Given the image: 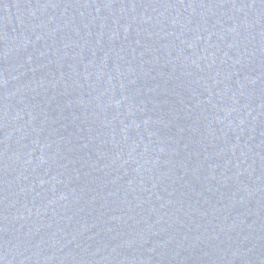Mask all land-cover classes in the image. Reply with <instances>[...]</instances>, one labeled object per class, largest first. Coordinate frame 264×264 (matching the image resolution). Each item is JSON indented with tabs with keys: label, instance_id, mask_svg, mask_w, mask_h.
<instances>
[{
	"label": "water",
	"instance_id": "95a60500",
	"mask_svg": "<svg viewBox=\"0 0 264 264\" xmlns=\"http://www.w3.org/2000/svg\"><path fill=\"white\" fill-rule=\"evenodd\" d=\"M0 264H264V0H0Z\"/></svg>",
	"mask_w": 264,
	"mask_h": 264
}]
</instances>
